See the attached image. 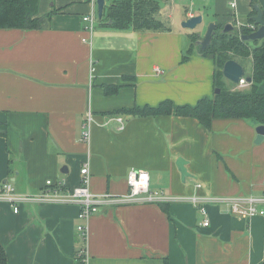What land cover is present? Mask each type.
Wrapping results in <instances>:
<instances>
[{
	"label": "crops",
	"instance_id": "0c3cea01",
	"mask_svg": "<svg viewBox=\"0 0 264 264\" xmlns=\"http://www.w3.org/2000/svg\"><path fill=\"white\" fill-rule=\"evenodd\" d=\"M163 1L155 15L163 32L118 31L97 19L90 34L82 20L92 9L87 0H39V29H0V181L36 195L46 181L77 186L88 164L95 195L127 194L130 169L146 171L151 191L173 197L262 195L264 140L254 143L256 123L215 120L207 130L188 117L125 112L214 95L212 61L191 54L186 40L201 37L204 18L235 29L229 0ZM255 1L264 14V0ZM251 2L237 0L240 22L249 23ZM198 15L194 31L180 26ZM113 86L119 89L106 92ZM88 113L86 144L80 134ZM178 158L190 175L184 182ZM207 211L203 227L189 203L108 206L89 220L83 242L74 204L25 203L14 213L0 202V244L7 264H79L81 249L86 264H264V216L240 219L222 204Z\"/></svg>",
	"mask_w": 264,
	"mask_h": 264
},
{
	"label": "trees",
	"instance_id": "16d2710c",
	"mask_svg": "<svg viewBox=\"0 0 264 264\" xmlns=\"http://www.w3.org/2000/svg\"><path fill=\"white\" fill-rule=\"evenodd\" d=\"M38 3L39 0H0V29H39L42 19L37 16ZM251 3L252 11L248 22L255 28L251 18L255 15L253 7L258 4L255 0ZM158 11V4L153 0H109L99 25L118 31L163 32L168 29L156 19ZM220 28L223 25H216L208 47L199 50L204 58L213 55V89H219V94H214L212 98L203 97L194 105H176L170 100H164L155 107H133L125 112L137 117H188L197 120L207 130H210L213 121L225 119H242L264 126V94L259 93V86L264 82V40L243 43L236 31L223 33ZM251 31L252 29H241L242 34ZM189 40L192 45L198 37L191 34ZM185 59L186 57L183 58ZM228 60H234L241 66L242 61H250L251 82L246 89H237L223 80L221 69ZM105 89L106 92H116L119 87ZM0 264H7L1 244Z\"/></svg>",
	"mask_w": 264,
	"mask_h": 264
},
{
	"label": "built area",
	"instance_id": "2783aa9c",
	"mask_svg": "<svg viewBox=\"0 0 264 264\" xmlns=\"http://www.w3.org/2000/svg\"><path fill=\"white\" fill-rule=\"evenodd\" d=\"M92 7L88 15L83 17V22L86 24L85 30L92 33L97 24L96 15V0H87ZM229 8L233 10L232 21L235 29L241 32V22L236 17L234 11L237 6V0L228 1ZM255 28L252 27V31ZM251 31V32H252ZM85 42V39H83ZM155 73H162L158 68H155ZM247 85L245 78H241L237 89H242ZM92 121L91 114H87L86 123L84 124L80 140L83 143L90 141V123ZM116 121L122 124V119L117 118ZM120 125V129H122ZM81 182L74 187L64 188L59 183L46 181L44 188L36 195H20L15 192L13 185L10 182L0 181V202L8 203L14 213L18 212V205L25 203H54V204H74L78 207L79 212L77 220L79 223L76 226V232L83 242L86 241L88 234V222L100 209L113 205H123L130 203H189L197 208L199 215L203 218L202 226H209L207 207L210 205H225L227 211L240 219L250 220L256 217L264 216V192L262 195L255 196H231V197H214L211 195H191L182 197H173L159 191H151L149 186V175L146 171L130 169L126 176V185L128 193L125 195H112L105 193L95 195L89 188V169L88 164L80 170ZM264 186V182H263ZM202 185L197 183L196 190H200ZM75 259L79 264H86L87 252L81 249L75 255Z\"/></svg>",
	"mask_w": 264,
	"mask_h": 264
},
{
	"label": "water",
	"instance_id": "95a60500",
	"mask_svg": "<svg viewBox=\"0 0 264 264\" xmlns=\"http://www.w3.org/2000/svg\"><path fill=\"white\" fill-rule=\"evenodd\" d=\"M158 4L159 9H163L165 6V3L163 0H153ZM106 7V1L105 0H96V11H97V19L100 21L102 19L104 9ZM255 11V15L251 18V21L254 24L255 29L248 33V34H242L241 32H238V38L243 43H255L260 42L264 40V14L262 13V10L259 8V6L253 7ZM202 22V17L200 15L190 17L189 19L181 22L180 26L189 31H194L198 25H200ZM216 25L210 24L207 32L205 33V36L201 41L198 42V45L200 46L201 50H205L215 32ZM234 30L233 26L230 24H226L222 32L223 33H229ZM209 59H213V55L208 56ZM222 77L225 81L228 83L237 86L239 84V81L241 78L244 77V69L243 67L234 60H228L224 63L222 69H221ZM246 83L251 82L250 77L245 78ZM215 95L219 94V89H215L213 92ZM255 144H260L264 140V126L259 125L255 128ZM185 161L181 158H178L176 160V167L178 172L180 173L181 181L184 182L186 178L190 177L188 174L186 168H185ZM66 172V170H65Z\"/></svg>",
	"mask_w": 264,
	"mask_h": 264
},
{
	"label": "rangeland",
	"instance_id": "374dc122",
	"mask_svg": "<svg viewBox=\"0 0 264 264\" xmlns=\"http://www.w3.org/2000/svg\"><path fill=\"white\" fill-rule=\"evenodd\" d=\"M106 1V4L109 2V0H105ZM209 21V19L208 18H204L203 19V24H202V27H203V30H202V35H201V37H198V40L196 41V42H194L191 46H189L190 45V41L187 39L186 40V42H187V44H188V47L191 49V54H196V56H198V57H201V59H205L209 64L211 63V61L214 59H209V57L208 58H204V57H202L200 54H199V50H200V46L198 45V42L199 41H201L202 39H203V37L205 36V33L207 32V29H208V27H209V25L211 24V23H208L207 24V22ZM207 24V25H206ZM241 24H242V26H241V29H249V30H251L252 29V24H250V23H244V22H241ZM223 28H220V30H222ZM234 31H236V29L235 30H233L232 32H234ZM190 53L189 52H186L185 50H184V52H183V57H186L187 55H189ZM242 67H243V69H244V78H246V77H248L249 75H250V73H251V63H250V61L249 60H247V61H242ZM224 80V79H223ZM225 81V80H224ZM227 84H230V83H228L227 81H225ZM230 85H232V84H230ZM247 85H248V83H247ZM247 85L244 87V88H242V89H246L247 88ZM215 90V89H214ZM214 90H213V92H214ZM214 94V93H213Z\"/></svg>",
	"mask_w": 264,
	"mask_h": 264
}]
</instances>
